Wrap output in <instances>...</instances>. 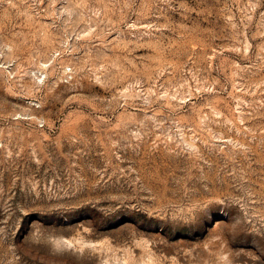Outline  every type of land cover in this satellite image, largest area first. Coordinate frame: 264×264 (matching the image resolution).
<instances>
[{"label":"rangeland","instance_id":"obj_1","mask_svg":"<svg viewBox=\"0 0 264 264\" xmlns=\"http://www.w3.org/2000/svg\"><path fill=\"white\" fill-rule=\"evenodd\" d=\"M0 264H264V0H0Z\"/></svg>","mask_w":264,"mask_h":264},{"label":"bare ground","instance_id":"obj_2","mask_svg":"<svg viewBox=\"0 0 264 264\" xmlns=\"http://www.w3.org/2000/svg\"><path fill=\"white\" fill-rule=\"evenodd\" d=\"M65 240V239H64ZM68 240V239H67ZM70 241V240H69ZM66 242V241H65ZM68 242V241H67ZM69 243V242H68Z\"/></svg>","mask_w":264,"mask_h":264}]
</instances>
